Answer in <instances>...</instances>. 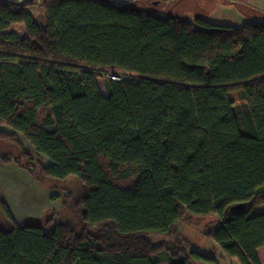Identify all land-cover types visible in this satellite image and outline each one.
Instances as JSON below:
<instances>
[{
    "label": "trees",
    "instance_id": "trees-1",
    "mask_svg": "<svg viewBox=\"0 0 264 264\" xmlns=\"http://www.w3.org/2000/svg\"><path fill=\"white\" fill-rule=\"evenodd\" d=\"M196 23L107 0H0V140L18 142L3 126L23 135L51 163H16L65 192L53 226L19 224L0 198V264H159L162 251L212 264L178 233L207 218L225 257L260 264L264 21ZM103 72L129 79L103 80L104 94Z\"/></svg>",
    "mask_w": 264,
    "mask_h": 264
},
{
    "label": "rangeland",
    "instance_id": "rangeland-1",
    "mask_svg": "<svg viewBox=\"0 0 264 264\" xmlns=\"http://www.w3.org/2000/svg\"><path fill=\"white\" fill-rule=\"evenodd\" d=\"M40 1V0H38ZM108 1V0H107ZM118 5L132 4L142 13H154L160 16L177 17L194 24L197 20H204L219 26L241 28L245 23L264 21V0H111ZM110 2V1H109ZM39 23H44L40 7L33 11ZM101 91L106 94L104 81L99 79ZM3 130L9 134H16L17 141L0 140V156H8L11 161L0 159V198H2L19 224L33 223L45 225L54 224L62 219L63 184L55 179L47 178L39 181L25 168L16 163L23 152L29 153L36 165L48 166L49 158L36 152L31 143L21 134L13 132L8 126ZM68 184L75 190H80L81 183L76 178H70ZM74 191V192H76ZM264 211V202H255L252 205L251 215ZM68 214V213H67ZM71 212L70 219H73ZM64 215V214H63ZM216 224L215 218H207L186 224L178 225V233L200 248H208V238L205 233L208 228ZM5 219L0 211V227L5 226ZM160 238H153L154 242ZM260 255L264 260V247ZM165 251L157 255L161 261Z\"/></svg>",
    "mask_w": 264,
    "mask_h": 264
},
{
    "label": "crops",
    "instance_id": "crops-1",
    "mask_svg": "<svg viewBox=\"0 0 264 264\" xmlns=\"http://www.w3.org/2000/svg\"><path fill=\"white\" fill-rule=\"evenodd\" d=\"M12 1H25V0H12ZM108 1L113 2L111 0H108ZM30 11L32 13H34L33 12L34 8L30 9ZM208 243H209L208 248H204V249H208L211 252H213L214 254H216V262H214L212 264H238L236 260L229 259V258L225 257L224 254L221 252L220 248L212 240L208 239ZM262 248H259L257 250L260 264H264V260H263L262 256L260 255ZM156 258H157V256H155V259ZM167 260H168V254L166 252H165V257L161 261H158V259H157L159 264H167ZM198 264H207V263L200 262Z\"/></svg>",
    "mask_w": 264,
    "mask_h": 264
},
{
    "label": "built area",
    "instance_id": "built-area-1",
    "mask_svg": "<svg viewBox=\"0 0 264 264\" xmlns=\"http://www.w3.org/2000/svg\"><path fill=\"white\" fill-rule=\"evenodd\" d=\"M101 80H105V79H109V80H112V81H117V82H121V81H125L127 79H129L128 76H125V75H121V74H112V73H109V72H103L101 74Z\"/></svg>",
    "mask_w": 264,
    "mask_h": 264
},
{
    "label": "water",
    "instance_id": "water-1",
    "mask_svg": "<svg viewBox=\"0 0 264 264\" xmlns=\"http://www.w3.org/2000/svg\"><path fill=\"white\" fill-rule=\"evenodd\" d=\"M245 209H246V205L244 204L236 205L232 208L233 211H243Z\"/></svg>",
    "mask_w": 264,
    "mask_h": 264
}]
</instances>
